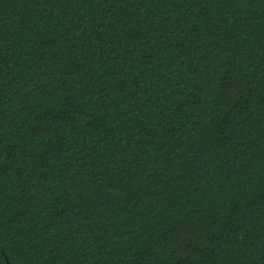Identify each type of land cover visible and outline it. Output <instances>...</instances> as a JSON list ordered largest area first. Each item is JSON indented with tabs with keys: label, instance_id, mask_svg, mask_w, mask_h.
I'll return each mask as SVG.
<instances>
[{
	"label": "trees",
	"instance_id": "16d2710c",
	"mask_svg": "<svg viewBox=\"0 0 264 264\" xmlns=\"http://www.w3.org/2000/svg\"><path fill=\"white\" fill-rule=\"evenodd\" d=\"M0 264H264V0H0Z\"/></svg>",
	"mask_w": 264,
	"mask_h": 264
}]
</instances>
